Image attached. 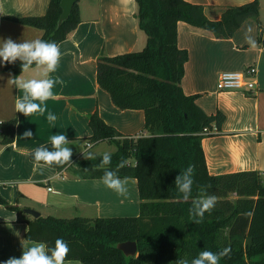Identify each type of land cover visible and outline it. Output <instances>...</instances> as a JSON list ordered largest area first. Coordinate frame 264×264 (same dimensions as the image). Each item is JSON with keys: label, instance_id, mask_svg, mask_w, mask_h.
<instances>
[{"label": "trees", "instance_id": "16d2710c", "mask_svg": "<svg viewBox=\"0 0 264 264\" xmlns=\"http://www.w3.org/2000/svg\"><path fill=\"white\" fill-rule=\"evenodd\" d=\"M136 18L147 36L141 50L97 60V81L120 109L144 111L145 130L150 135L129 137L95 112L90 117L93 134L88 141L97 145L109 141L117 146L111 154L120 178H136L141 199L137 216L90 219L82 216L25 218L28 241L53 248L62 238L70 249L65 260L84 264H175L179 258H194L202 250L219 253L231 248L219 264H264V182L259 171L246 170L212 175L202 146L208 130L221 129L223 111L207 114L197 103L198 94L182 88L188 51L178 45V23L208 29L217 37L229 38L248 18L260 21V1L227 7L220 20L207 17L204 7L187 0H136ZM61 0H50L43 15L8 17L43 30V41H64L81 22L78 2L69 17L58 26ZM21 61L5 63L4 70L22 71ZM35 66V65H33ZM16 119L0 122V144L15 139ZM51 150V143L42 145ZM41 146L36 147L35 149ZM34 149V150H35ZM30 158L34 161L32 153ZM102 155L58 166L74 165L82 178H102ZM42 163V162H41ZM189 165L195 166L192 194L184 201L175 178ZM88 169L89 171H85ZM214 195L217 203L201 223L189 214L192 201ZM23 213L18 206H10ZM136 241L137 255L127 257L118 243ZM50 254V253H49Z\"/></svg>", "mask_w": 264, "mask_h": 264}, {"label": "crops", "instance_id": "0c3cea01", "mask_svg": "<svg viewBox=\"0 0 264 264\" xmlns=\"http://www.w3.org/2000/svg\"><path fill=\"white\" fill-rule=\"evenodd\" d=\"M187 1L202 5L209 19L220 20L227 7L252 0ZM259 1L260 21L246 19L229 38L217 37L208 29L180 21L178 45L189 55L182 79L184 92L198 94L196 101L207 114L221 110L226 115L222 128L202 139L209 172L221 175L256 170L264 182V0ZM49 2L0 0V44L8 38L17 43L41 40L42 29L8 17L43 15ZM77 2L81 22L58 44L60 60L49 78L59 82L52 89L53 97L42 105L47 109L44 115L34 113L25 117L16 112L15 101L24 93L9 82L10 78L18 76L36 78V66L16 75L13 70H4L5 62L0 60V122L17 120L14 141L0 144V264L10 257L19 258L24 250L42 243L28 241L25 237L28 223L24 219L33 216L7 205L32 208L44 217L95 219L140 214L136 178H121L127 192L120 195L106 187L102 178L78 176L74 165L59 170L37 164L30 158L32 150L51 143L50 138L55 134H65L71 141L68 146L72 151L82 145L88 148L91 142L87 138L93 134L90 117L95 112L129 137L150 135L144 128V111L120 109L97 81L100 56L137 51L147 41L136 18V0ZM247 36L255 40V48L249 45ZM250 66L257 68L256 91L218 90L217 82L222 72L243 71ZM49 112L57 117L54 123L47 120ZM28 130L33 135L26 138L24 133ZM91 145L92 148L97 146ZM82 153L73 154L75 160L85 159ZM65 264L84 263L65 260Z\"/></svg>", "mask_w": 264, "mask_h": 264}, {"label": "clouds", "instance_id": "9594fccd", "mask_svg": "<svg viewBox=\"0 0 264 264\" xmlns=\"http://www.w3.org/2000/svg\"><path fill=\"white\" fill-rule=\"evenodd\" d=\"M250 31L251 29H249ZM246 40L251 47H256V42L251 36H247ZM60 56L59 46L55 42L36 39L17 43L11 38L2 41V44H0V60L5 63L21 61L22 72L27 71L33 65L38 69L36 78L21 79L18 76L9 79L11 84L18 89H22L24 93L22 98L18 97L15 101L16 112L23 114L25 117L34 113L44 115L47 109L42 105L46 100L53 97L52 89L59 82L49 78V74L56 71ZM56 119L57 117L53 113H48L47 120L49 123H54ZM32 135L31 130L24 133L26 138L32 137ZM50 141L51 150L45 146L34 150L32 153L34 161L37 164L42 162L47 166L54 164L63 166L71 163L73 152L68 146L71 141L68 140L67 136L65 134H55L51 136ZM88 148L91 149L92 145H88ZM82 152L85 159L93 160L96 158L92 151ZM111 162V154L104 152L100 165L104 168L103 184L118 194L125 195L127 189L118 175V171L125 166L126 161H121L116 169L107 167L111 165ZM85 171L89 170L85 169ZM194 172L195 166L189 165L175 178V187L184 201H188L191 197ZM201 191L202 195L192 201V207L189 209L190 217L196 224L201 223L205 213H210L217 203V198L214 195L206 194L204 189H201ZM69 251L67 242L62 238H58L53 248H48L45 243H39L24 250L19 258L10 257L3 264H65ZM230 254L231 248H224L219 253L202 250L194 258H179L175 264H219L222 257L230 256Z\"/></svg>", "mask_w": 264, "mask_h": 264}, {"label": "built area", "instance_id": "2783aa9c", "mask_svg": "<svg viewBox=\"0 0 264 264\" xmlns=\"http://www.w3.org/2000/svg\"><path fill=\"white\" fill-rule=\"evenodd\" d=\"M217 88L220 91L242 90L254 92L257 89V68L255 66L247 67L243 71H225L218 78ZM217 130V127L208 130V134ZM91 143H88L90 145ZM51 190V187L49 188Z\"/></svg>", "mask_w": 264, "mask_h": 264}, {"label": "water", "instance_id": "95a60500", "mask_svg": "<svg viewBox=\"0 0 264 264\" xmlns=\"http://www.w3.org/2000/svg\"><path fill=\"white\" fill-rule=\"evenodd\" d=\"M77 1L78 0H61V7L63 11L58 21V26H60L62 22L69 17L73 9V6ZM23 210L25 213L32 215L33 218H38L41 216V213L35 209L24 208ZM117 247L121 249L127 257L137 255L138 248H137L136 241L121 242V243H118Z\"/></svg>", "mask_w": 264, "mask_h": 264}, {"label": "rangeland", "instance_id": "374dc122", "mask_svg": "<svg viewBox=\"0 0 264 264\" xmlns=\"http://www.w3.org/2000/svg\"><path fill=\"white\" fill-rule=\"evenodd\" d=\"M146 45V43H145ZM145 45H142V47H140V49L138 50H141L143 49V47ZM80 145L77 146V148L79 147ZM117 150V146L115 144H109V142H103V143H100L99 145L89 149V148H86L84 145H82L79 149H76L73 152V154H81L82 151H92L96 156L97 155H101L103 154L104 152H109V153H113L114 151ZM82 156H83V153H82ZM84 158V156H83Z\"/></svg>", "mask_w": 264, "mask_h": 264}]
</instances>
